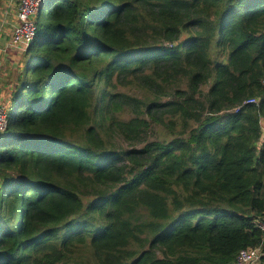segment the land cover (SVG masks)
<instances>
[{
    "label": "trees",
    "instance_id": "obj_1",
    "mask_svg": "<svg viewBox=\"0 0 264 264\" xmlns=\"http://www.w3.org/2000/svg\"><path fill=\"white\" fill-rule=\"evenodd\" d=\"M36 24L0 264H264V0H45Z\"/></svg>",
    "mask_w": 264,
    "mask_h": 264
},
{
    "label": "built area",
    "instance_id": "obj_2",
    "mask_svg": "<svg viewBox=\"0 0 264 264\" xmlns=\"http://www.w3.org/2000/svg\"><path fill=\"white\" fill-rule=\"evenodd\" d=\"M15 1L18 3L16 13L17 22L13 26L10 46L15 48H18L22 45L29 46L35 40L37 33L36 15L39 12L40 6L44 4L45 0ZM256 103V99H249L245 101L241 106H238L235 109V112H239L244 105H252ZM2 114L3 109L0 104V130H6L7 114L4 116ZM262 141L264 142V132ZM260 228L264 230V224H260ZM262 255L263 253L261 248L243 250L239 254L237 264H258Z\"/></svg>",
    "mask_w": 264,
    "mask_h": 264
},
{
    "label": "rangeland",
    "instance_id": "obj_3",
    "mask_svg": "<svg viewBox=\"0 0 264 264\" xmlns=\"http://www.w3.org/2000/svg\"><path fill=\"white\" fill-rule=\"evenodd\" d=\"M7 2L8 0H2L0 4V32L1 34L4 33L5 35L8 34L12 36L13 25L17 22V12L15 13L12 11H14V9L16 11L18 3L13 0L11 6L9 7L10 4ZM27 47V45H22L18 48H3L2 52H0V72L2 73V78L0 79V104L3 109V116L6 115L8 106L13 99L12 94L15 89V85H11V83L16 81V78L24 69V54ZM4 132L5 130H0V134H3Z\"/></svg>",
    "mask_w": 264,
    "mask_h": 264
},
{
    "label": "crops",
    "instance_id": "obj_4",
    "mask_svg": "<svg viewBox=\"0 0 264 264\" xmlns=\"http://www.w3.org/2000/svg\"><path fill=\"white\" fill-rule=\"evenodd\" d=\"M12 1L13 0H8L7 3L10 4L9 7L11 6ZM17 6H18V4H17ZM13 7H15V6H13ZM12 12L16 13L17 9H16V11L14 9V11H12ZM10 43H11V35H8V34L5 35L4 33L1 34V32H0V52H2L3 48H11ZM1 55H2V53H1Z\"/></svg>",
    "mask_w": 264,
    "mask_h": 264
},
{
    "label": "water",
    "instance_id": "obj_5",
    "mask_svg": "<svg viewBox=\"0 0 264 264\" xmlns=\"http://www.w3.org/2000/svg\"><path fill=\"white\" fill-rule=\"evenodd\" d=\"M42 9H43V4L40 6L39 11H42Z\"/></svg>",
    "mask_w": 264,
    "mask_h": 264
}]
</instances>
